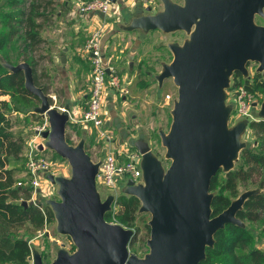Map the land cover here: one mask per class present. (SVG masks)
<instances>
[{"label":"water","instance_id":"1","mask_svg":"<svg viewBox=\"0 0 264 264\" xmlns=\"http://www.w3.org/2000/svg\"><path fill=\"white\" fill-rule=\"evenodd\" d=\"M161 2L162 10L134 17L127 26L129 30L185 31L189 35L182 45L167 44L173 59L156 77L159 84L172 78L177 86L170 130L159 133L171 163L164 169L144 140L135 141L143 183L129 179L123 189L138 198L139 212L150 214L148 252L142 257L129 251L134 230L105 219L114 197L102 199L97 190L99 162H93L85 151L84 140L76 145L66 140L70 106L58 109L50 104L51 97L34 83L28 63H3L8 70L23 73L25 89L39 99L32 112L48 120L49 130L40 132L45 141L39 150H52L71 170L69 177L46 175L57 186L59 197L46 200L56 231L74 246L70 252L64 243L59 244L49 264H199L206 248L213 247L218 230L228 223L244 227L236 214L258 191L242 192L213 216L210 183L219 170L233 169L245 147L240 136L246 121L228 125L232 105L225 102V89L235 71L249 77L248 62L258 64L256 72L264 82V25L254 21L256 16L264 19V0ZM257 115L264 119V97ZM31 259L32 264H44L36 250H31Z\"/></svg>","mask_w":264,"mask_h":264},{"label":"rangeland","instance_id":"2","mask_svg":"<svg viewBox=\"0 0 264 264\" xmlns=\"http://www.w3.org/2000/svg\"><path fill=\"white\" fill-rule=\"evenodd\" d=\"M52 1L54 12H46V17H35L36 21L42 24L40 35L43 41L39 45L29 47L28 40L25 37L26 17L29 4L34 2V0H21L17 7H11L8 4V0H0V32H7L5 44L0 49V62L2 64L8 62L16 65L21 62L28 63L29 60L35 67L39 83L42 86H47L46 94L52 98L50 104L58 109L64 108L66 104L71 107L77 102H83L82 94L84 92L87 93L86 90L89 84L86 80L85 82H80L78 84L80 86H77V95L72 96L75 99L66 98L65 94H68V92L70 94V89L74 88L76 84L69 79L68 83L65 81L63 85L58 69L64 68L65 62H61L60 55H62V50L57 48L56 44L73 45L74 49H76L71 55L72 60L75 58L77 61L83 62L90 70V63L84 58L83 47L91 34L89 31L100 29V43L104 45V55L107 61L118 69L121 83L128 85L129 88V92L126 95H121L119 91L105 89L102 100L103 105L114 109V117L113 119L111 118L110 126L107 128L113 140H111V150L130 152L135 149L134 142L142 139L148 144L152 154L160 160L162 167L167 169L171 160L166 157V148L162 145L159 133L161 131L168 133L170 130L172 123L171 111L175 100H177V86L173 83L172 78H166L159 84L156 77L162 71L163 65L169 64L173 59V53L167 47V44L176 43L182 45L188 40V33L185 31L166 33L160 30L127 29L134 17L162 10L161 0H156L157 5L153 10L144 7L141 3L138 5L137 12L123 8L118 15L117 12L122 5L117 1L111 4L107 15L101 13L80 14V18L83 21H87L94 16L100 17L102 25L98 24V26H93V28L89 25L79 26L80 22L71 19L70 0ZM175 1L182 3V0ZM59 10H61V13L58 12ZM5 13L11 14V17L3 18ZM72 14H76V12L74 11ZM254 21L256 24L264 25V22L259 20V16H256ZM86 27H89V29H86ZM257 66L258 64L255 62L247 63L250 77L256 72ZM67 71L69 72L68 69ZM68 72L67 76L69 78ZM258 73L261 75L260 72ZM256 93L258 99L262 102L264 91L258 90ZM107 96H111L112 99L106 101ZM226 101L235 105V98L231 89H227ZM82 110L81 108L72 110V115L78 118L81 116ZM253 114L255 115L256 112L254 111ZM8 116L12 122L13 133L15 135L25 134L26 140L31 136L33 126L42 123L44 120L43 116L34 119L28 114V111L23 113L12 112ZM239 118L238 115L232 112L231 120ZM249 124L248 129L250 128ZM253 134L251 129H245L241 134L240 141L245 143V147L256 146V138ZM65 135L71 145H76L80 140H84V149L93 162H99L103 159L106 151L103 147L105 143L100 138V140L98 139L97 133L90 125L68 122ZM41 141L42 138H39L35 145H38ZM40 153L47 157L52 164L49 171L50 174L70 176V166L65 159L59 157L50 149H44ZM11 168L13 176L12 187H14L18 180L24 177V150L18 159L11 161ZM223 173L225 172L222 171L221 175ZM261 178L262 174L259 169L253 170L248 180L239 181L237 186L238 195L246 190L264 192V189L258 188ZM96 187L101 198H105L110 192L98 180L96 181ZM40 189L41 192L37 196V203L46 205L47 199H59L57 186L52 184L45 174L40 178ZM122 194L127 195L121 193L118 196ZM27 199L26 197L23 200L27 201ZM112 208H115L114 205H112ZM149 219V213L137 211L134 224L137 230L133 228L135 232L133 252L138 256H143L148 252L146 241L150 235V229L147 224ZM260 224V222H244V226L255 233L262 228ZM20 234H23V232L21 231ZM23 237L28 240L31 250L38 251L41 256L47 255V258L42 256L44 264H49L52 261L59 244L64 243L67 249L71 244L70 239L56 231L55 219L53 222L45 224L35 234L28 235L24 233ZM53 240H56L57 244H52ZM257 246L264 250V240L259 242Z\"/></svg>","mask_w":264,"mask_h":264},{"label":"trees","instance_id":"3","mask_svg":"<svg viewBox=\"0 0 264 264\" xmlns=\"http://www.w3.org/2000/svg\"><path fill=\"white\" fill-rule=\"evenodd\" d=\"M20 1L8 0V4L17 7ZM52 4V0H34L29 4L25 28L29 47L39 45L43 41L40 35L42 24L37 22L35 17H46V12H54ZM8 16L11 17V14L5 13L3 18ZM259 20L264 22L261 17ZM6 36L7 32H0V49L5 44ZM28 63L32 68L34 83L46 93L47 86L39 83L35 67L29 60ZM232 78L251 92L264 91V82L258 72L252 77H243L240 72L235 71ZM38 102L39 99L25 89L23 73L12 72L0 62V264L5 262L30 264L31 247L23 234L33 235L45 224L54 221L49 206L40 203L31 205L20 203V199L29 197V189L12 187L11 161L22 155L26 135L13 133L12 122L8 115L12 112L28 111V114L36 119L41 115L32 111ZM250 129L256 138V146L244 147L239 152V158L233 169L223 175L219 170L211 180L213 216L226 209L239 196L237 189L239 181L248 180L253 170L259 169L261 172L262 178L258 188L264 189V119L251 122ZM66 140L69 143L68 139ZM115 206V209L106 212L105 219L127 228H135L136 215L140 207L138 198L122 194L116 198ZM236 216L243 222H260L262 228L255 233L246 226L226 224L214 234V245L206 248V257L199 264H264V250L257 246L264 240V192L258 191L251 195ZM21 231L23 234H20ZM134 242L135 235L130 242V248ZM68 250L74 251V246L70 244ZM42 256L47 258L46 254Z\"/></svg>","mask_w":264,"mask_h":264},{"label":"built area","instance_id":"4","mask_svg":"<svg viewBox=\"0 0 264 264\" xmlns=\"http://www.w3.org/2000/svg\"><path fill=\"white\" fill-rule=\"evenodd\" d=\"M117 1L120 3L121 0H115L114 2H112V0H72V3L78 14L101 13L107 15L111 4ZM139 1L144 6H147L146 8L152 10L155 9L157 5L156 0ZM119 11H121V9L118 10V15ZM117 14L116 16H118ZM100 36V29L91 31V34L85 41L83 47L85 53L84 58L89 61L91 67L90 82L87 88L85 106L82 110L81 116L78 118L73 117V122L80 125H90L97 133L98 139L100 138L101 141L105 143L103 144V147L106 151L104 152L103 159L99 161L96 181L98 180L103 187L110 190L105 198L108 195H112L114 197L113 205L116 208V198L119 194L124 193L123 189L129 179H131L134 184L143 183L142 169L140 167L141 154L136 149H133L130 152H126L125 150H111L112 136L107 131V128L110 126L111 109L110 107L103 105L102 102L105 89L119 91L121 95H126L129 92V88L128 85H123L121 83L118 73L119 71L116 66L107 61L104 56L103 47L100 43ZM227 89H231L233 92L235 105L226 101ZM227 89H225V102L232 105L228 125L233 126L237 122L245 120V129L250 130V128L248 129V124L261 119V117L257 115L261 104L257 93L249 91L243 84L235 81L232 76L230 77L229 87ZM111 99V96L106 97V101ZM254 111L256 112L255 115L253 114ZM232 112L240 118L237 120H231ZM47 130H49V123L46 117H44L42 123L33 126L31 136L25 141L24 177L23 179L18 180L15 185V187H18L19 189H29L30 195L29 197L27 196V201H33L34 204H37V196L41 192L40 178L43 174L46 176L52 166L50 160L41 155L40 152L43 150H39V145L45 141L40 136V132ZM39 138H42V141L38 145H35V142ZM22 200L23 199H20V201ZM108 222L115 223L113 221ZM133 246L130 248L129 244L130 252H133ZM29 260L30 264H32L31 257ZM4 264L16 263L5 262Z\"/></svg>","mask_w":264,"mask_h":264},{"label":"crops","instance_id":"5","mask_svg":"<svg viewBox=\"0 0 264 264\" xmlns=\"http://www.w3.org/2000/svg\"><path fill=\"white\" fill-rule=\"evenodd\" d=\"M172 1L178 3V1H175V0H172ZM139 4H141V2H139V0H121L120 5H122V7L120 9L122 10L123 8H125L129 11L137 12ZM70 5H71V9H70L71 19L75 20L76 22L77 21L80 22L79 26L89 25L90 27L93 28V26L96 27V26H98V24L102 25V21H100V17H97V16L91 17L87 21H83L82 18H80V14L77 13V11H76L73 3H72V0H70ZM144 7H147V6H144ZM74 11L76 12L77 16H75L76 14H72V12H74ZM58 12L61 13V10H59ZM106 25H108V24H106ZM86 29H89V27H86ZM90 32H91V30L89 31V33ZM56 46H57V48L62 50L63 56L60 55L61 62H65L64 68L58 69V73L61 76V81H62L63 85H64L65 81H67V83H68L69 79L72 80V82H75L74 84H76V85H74L75 86L74 88L70 89V94L68 92V94L66 93L65 96H66V98L71 97V99L74 100L75 97H72V96L77 95V86L78 87L80 86L78 84L80 82H85V80L88 81V84H89L91 69L89 70L88 67H86L83 64V62H79L75 58H74V60H72L71 55L73 54V52L76 49V48L74 49L73 45H71V44H68V45L56 44ZM103 46L104 45L102 44V47ZM71 61H72V63H71ZM67 69L69 70V72L67 71ZM67 72H68L69 78L67 76ZM129 87H130V85H129ZM82 95H83V102H77L70 107L69 122H71V123H74L73 122L74 116L72 115V110L74 111L77 108L83 109L85 106L86 92H84ZM113 117H114V109L112 108L111 109V118L113 119ZM71 118H72V120H71Z\"/></svg>","mask_w":264,"mask_h":264}]
</instances>
